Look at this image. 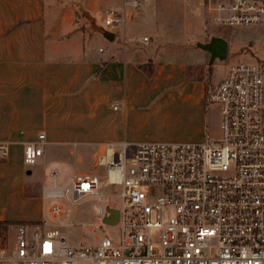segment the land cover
<instances>
[{"label": "built area", "instance_id": "obj_1", "mask_svg": "<svg viewBox=\"0 0 264 264\" xmlns=\"http://www.w3.org/2000/svg\"><path fill=\"white\" fill-rule=\"evenodd\" d=\"M202 2L216 26H264V4L255 0ZM114 17L108 13L104 24L114 25ZM204 104L219 109L217 137L107 142L95 155L101 175L73 171L62 187L41 189L44 198L72 205L99 196L89 229L98 232L94 244L71 243L63 224L19 223L10 226L12 244L0 246V264H264V60L231 64ZM45 145V131L23 142L22 164L35 165ZM8 146L0 141V159H7ZM100 180L119 187L118 208L105 203ZM107 208L118 212L114 225L104 222ZM63 211L54 204L49 213L60 218Z\"/></svg>", "mask_w": 264, "mask_h": 264}, {"label": "rangeland", "instance_id": "obj_2", "mask_svg": "<svg viewBox=\"0 0 264 264\" xmlns=\"http://www.w3.org/2000/svg\"><path fill=\"white\" fill-rule=\"evenodd\" d=\"M147 1L155 0L140 1L141 6L145 7L146 20L137 26L132 35L133 45L144 49L147 54L157 51V58L161 62H184L187 76L192 80L204 81L205 91L225 77L231 64L264 60V26H216L210 21L198 0H159V7H156L158 16L155 21L154 12L146 7ZM255 1L264 4V0ZM98 25L104 30L114 29L113 25L106 26L104 21ZM146 34L152 36L150 49L145 48L140 42L142 36ZM211 37H219L226 42L227 50L223 60L215 58L211 61L210 54L197 47V44L208 42ZM116 42L121 45V37H117ZM165 72L168 70L166 69ZM33 74L38 77L40 72L33 71ZM61 78V75L57 76L55 69L48 70L46 79H48L49 97L42 101L45 102L47 110L42 117L45 122L41 126L36 121L37 117L32 115L33 109L27 115L22 114V109L27 108V101L23 100L18 104L16 93L14 100L11 90L4 89L3 85H0V98L2 93L5 95V100L0 99V107H6L7 113L5 118L3 115L0 117L5 120L0 125L11 130L15 127L18 130L19 122H27L29 125L25 127L32 128V133H27L30 139L35 138L34 135L39 128H44L47 131L48 141L66 142L59 146L58 154H54L55 157L63 160L64 164L59 165L52 159L53 148L45 146L43 157L38 158L35 165L26 167L22 164V144L7 141L9 142L8 157L6 160L0 159V165L4 166L2 170L0 168V215L14 220L45 221L49 226L63 224L61 226L67 232L71 243L94 244L99 235L98 232L92 233L89 229L95 222L92 207L98 204L99 196L89 195L72 205L63 198H44L41 189L44 186L62 187L73 171L101 175L103 169L95 167V155L107 142L118 144L122 141L120 139L126 138L125 141L128 143L143 141L199 143L207 135L215 138L219 134L220 113L218 108L205 106V91H202V86L196 82L192 86L187 85L183 92L184 99H176L167 104L162 100L153 109L148 107L147 94L143 95L145 98L141 95L129 112L128 122L125 119V122L119 126L118 118L115 116L123 111L120 107L121 102L115 101L119 111L113 109L112 99L106 97L102 90H87L83 97V92H70L65 95L66 97L64 96L66 102L62 106V93L58 91ZM69 78L71 79V75L64 77L67 83ZM185 81L180 83L160 78L153 81V84L164 89V94L171 90L180 91L186 84ZM93 102H96L97 109L94 114H97L90 118L87 108L93 105ZM66 106H71L74 112L64 108ZM109 111L114 115L110 116ZM23 130L27 131V128ZM71 137L76 138L71 139ZM114 149L118 151L120 147L116 145ZM52 169H56L59 173L56 179L49 176ZM27 171L31 173L28 175ZM100 191L104 193L106 204L119 207L118 186L105 184L100 180ZM26 195H34L38 198L28 200ZM54 204L63 207V216L60 218H53L49 213ZM168 212L170 213L171 210ZM68 222L72 223L69 227L66 225ZM108 230L114 234L116 228ZM13 237L10 227L4 230L0 234V246L9 247Z\"/></svg>", "mask_w": 264, "mask_h": 264}, {"label": "crops", "instance_id": "obj_3", "mask_svg": "<svg viewBox=\"0 0 264 264\" xmlns=\"http://www.w3.org/2000/svg\"><path fill=\"white\" fill-rule=\"evenodd\" d=\"M133 1L0 0V85H3L4 89L11 90L12 98L14 93L17 94L15 97L18 104L20 101H27V108L22 109L23 113L20 112L27 115L33 109L32 115L37 117L38 125L44 124L42 117L45 116L47 108L42 101L49 97L46 77L48 70L52 69H55L58 77L62 76L58 88L62 93V106L66 102L64 96L70 92H83V97L87 90H102L106 97L112 99L113 104H116V100L121 102L120 107L123 111L115 116L118 118L119 126L125 122V119L128 122L129 112L141 95L147 94L148 107L153 109L162 100L167 104L176 99H184L183 92L188 84L192 86L197 82L202 86V91H205L204 81L192 80L187 76L184 62H161L157 58V51L147 54L144 49L133 45L132 35L137 26L146 20L145 7H142L141 3L135 7ZM198 1L204 8L202 0ZM159 3V0L146 3V7L154 12L155 21L158 16L156 7H159ZM110 12L116 15L114 17L116 23L113 25L114 29L109 31L100 28L98 23L102 24ZM106 31L113 34L112 41L103 37ZM117 37H121V45L116 42ZM144 37L148 38L147 46L142 43ZM151 39L152 36L146 34L142 36L140 42L145 48L150 49ZM166 69L168 72H165ZM33 71H39V76L36 77ZM68 75H71V79L69 78L67 83L64 77L67 78ZM160 78L180 83L186 80V84L180 91L171 90L163 94L164 89L153 84V81ZM4 96L2 93L0 99L5 100ZM5 108L0 107V117L3 115L5 118L7 115ZM64 108L74 112L71 106ZM96 109V102L89 105L87 114L90 118L97 114H94ZM109 112L110 116L114 115ZM2 122L5 120L0 118V123ZM18 125L20 127L18 130L15 127L11 130L0 125V141L22 144L35 139H30V135L27 134L32 133V128L25 127L29 123L19 122ZM24 128H27V131L23 130ZM41 131L46 132L45 146L53 148L52 156L58 154L59 146L66 142L48 141L47 131L44 128H39L34 136L36 137ZM75 138L71 137V139ZM52 159L59 165L64 164L59 157L54 156ZM3 167V164L0 165L1 170ZM21 190L24 192L23 188ZM26 196L28 200L38 198L34 195ZM0 221L29 224L40 222V220L28 219L14 220L1 215Z\"/></svg>", "mask_w": 264, "mask_h": 264}, {"label": "water", "instance_id": "obj_4", "mask_svg": "<svg viewBox=\"0 0 264 264\" xmlns=\"http://www.w3.org/2000/svg\"><path fill=\"white\" fill-rule=\"evenodd\" d=\"M103 37L108 41L113 40V34L108 31L103 33ZM197 47L209 53L211 61H213L215 58L223 60L226 56L227 44L219 37H211L208 42L197 44ZM30 173V171H27L28 175ZM107 212L109 213V216L104 219V222L107 225H114L117 222L118 212L111 208H107Z\"/></svg>", "mask_w": 264, "mask_h": 264}, {"label": "trees", "instance_id": "obj_5", "mask_svg": "<svg viewBox=\"0 0 264 264\" xmlns=\"http://www.w3.org/2000/svg\"><path fill=\"white\" fill-rule=\"evenodd\" d=\"M209 88L206 89L205 93L207 92ZM19 223H14V222H10V221H0V234L6 230L7 228H9L10 226L16 225Z\"/></svg>", "mask_w": 264, "mask_h": 264}]
</instances>
